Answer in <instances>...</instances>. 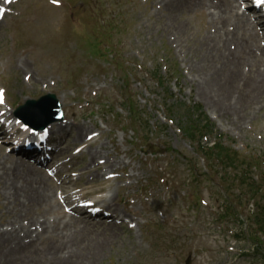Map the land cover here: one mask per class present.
Returning a JSON list of instances; mask_svg holds the SVG:
<instances>
[{
	"label": "rangeland",
	"instance_id": "rangeland-1",
	"mask_svg": "<svg viewBox=\"0 0 264 264\" xmlns=\"http://www.w3.org/2000/svg\"><path fill=\"white\" fill-rule=\"evenodd\" d=\"M0 8L1 109L11 113L46 94L62 99L61 123L67 126L61 134L71 132L55 163L43 169L68 176L65 190L73 197H117L115 215L127 221L116 236L90 234L100 242L108 238L97 264H249L225 233L227 223L213 222L211 211L224 195L221 181L209 179L200 147L179 128L198 105L225 146L241 157L264 155V108L241 123L210 108L189 82L195 73L185 56L161 37L165 10L158 0H0ZM247 8L243 2L239 11ZM206 23L204 16H192L190 34L206 32ZM20 60L30 76L15 69ZM77 124L89 138L73 140ZM217 137L212 133L206 141ZM90 147L103 152L101 175L93 166L86 169ZM0 148V163L19 156L3 139ZM105 161L118 164L111 171ZM1 202L0 191V213ZM4 220L0 216L1 228Z\"/></svg>",
	"mask_w": 264,
	"mask_h": 264
},
{
	"label": "bare ground",
	"instance_id": "bare-ground-1",
	"mask_svg": "<svg viewBox=\"0 0 264 264\" xmlns=\"http://www.w3.org/2000/svg\"><path fill=\"white\" fill-rule=\"evenodd\" d=\"M243 1L158 0L165 10L161 37L169 38L174 49L185 56L189 70L195 73L189 82L197 87L199 96L222 118L234 123H241L250 113L264 108V24L254 7L239 11ZM196 14L207 18V31L195 37L188 25ZM15 69L24 76L31 75L28 65L21 60ZM57 100L63 105L62 99ZM61 122L51 124L52 132L67 126ZM73 128L75 142L91 135L83 125ZM100 148L90 147L86 169L93 166L101 175ZM28 156L21 154L10 159L9 165L0 163L4 207L0 216L5 217L3 223L7 226L0 227V264H97L108 238L100 242L91 235L100 232L107 237L116 236L118 228L127 223L122 219L91 220L81 213L66 214L72 195L65 190V183L71 179L56 177L62 182L56 186L51 179L56 174L49 176L44 166L31 163ZM117 164L105 161L104 167L113 171ZM116 199H102L100 203L115 215Z\"/></svg>",
	"mask_w": 264,
	"mask_h": 264
},
{
	"label": "trees",
	"instance_id": "trees-1",
	"mask_svg": "<svg viewBox=\"0 0 264 264\" xmlns=\"http://www.w3.org/2000/svg\"><path fill=\"white\" fill-rule=\"evenodd\" d=\"M190 109L187 120L182 122L183 131L189 139L201 143L204 135L215 132L214 125L198 105ZM199 147L210 171L209 179L216 176L223 185L224 195L218 197L221 199V210L216 213V221L226 222V227L232 228L233 237L241 242L240 257L247 259L249 264H264L263 158L258 155L241 157L236 150L224 146L220 139L211 145ZM260 169L261 175L255 173ZM193 179L197 181L196 177ZM250 203H253L252 208L248 207Z\"/></svg>",
	"mask_w": 264,
	"mask_h": 264
},
{
	"label": "water",
	"instance_id": "water-1",
	"mask_svg": "<svg viewBox=\"0 0 264 264\" xmlns=\"http://www.w3.org/2000/svg\"><path fill=\"white\" fill-rule=\"evenodd\" d=\"M33 111L38 112L41 116H45L46 114L51 115L50 119L47 120V123L49 121H60L64 117L60 104L53 94H47L37 100H28L17 109V113H19L20 116L22 113L27 120L30 118L27 112ZM33 113L36 114L35 112Z\"/></svg>",
	"mask_w": 264,
	"mask_h": 264
},
{
	"label": "snow or ice",
	"instance_id": "snow-or-ice-1",
	"mask_svg": "<svg viewBox=\"0 0 264 264\" xmlns=\"http://www.w3.org/2000/svg\"><path fill=\"white\" fill-rule=\"evenodd\" d=\"M0 102H2V95H0Z\"/></svg>",
	"mask_w": 264,
	"mask_h": 264
}]
</instances>
